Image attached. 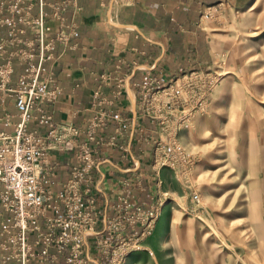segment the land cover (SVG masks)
I'll list each match as a JSON object with an SVG mask.
<instances>
[{"label": "built area", "instance_id": "2783aa9c", "mask_svg": "<svg viewBox=\"0 0 264 264\" xmlns=\"http://www.w3.org/2000/svg\"><path fill=\"white\" fill-rule=\"evenodd\" d=\"M219 5L222 9V3ZM71 6L79 10V0H0V35L7 27V37L0 39V59L9 47L18 46L0 64V90L16 95L19 112L13 131L0 130V264H110L121 237L118 229L135 233V222L144 224L147 217L129 182L123 184L117 201L101 196L95 183L100 172V149L122 147L121 140L131 134L133 141L144 139L150 144L151 159L157 166L174 167L185 157L174 134V115H168L169 108L175 109L174 85L165 86L152 69L144 73L137 86L138 118L114 108L123 93V79L115 99L106 94L105 86H111L117 73L101 76L102 83L89 108L90 117L83 126L69 120L58 123L44 109L63 91L54 69L46 62L55 60L58 41L68 43L79 34L77 22L66 23ZM36 8L37 15L33 12ZM50 18L61 22L53 37L47 25ZM28 29L34 37L26 41L20 35ZM14 56L27 65L16 87H6ZM149 117L157 122L156 131H146L139 121ZM33 121L46 126L48 132L31 129ZM113 122L118 125L110 134ZM5 124L11 125L10 115ZM56 150L74 151L75 157L69 177L58 184L59 189H55L54 180L60 166L53 154ZM193 199L200 200L198 192ZM122 222L123 227H118Z\"/></svg>", "mask_w": 264, "mask_h": 264}, {"label": "rangeland", "instance_id": "374dc122", "mask_svg": "<svg viewBox=\"0 0 264 264\" xmlns=\"http://www.w3.org/2000/svg\"><path fill=\"white\" fill-rule=\"evenodd\" d=\"M196 25L213 55L155 73L174 85L168 115L185 157L150 160L147 219L118 229L110 264H264V0L208 4Z\"/></svg>", "mask_w": 264, "mask_h": 264}, {"label": "crops", "instance_id": "0c3cea01", "mask_svg": "<svg viewBox=\"0 0 264 264\" xmlns=\"http://www.w3.org/2000/svg\"><path fill=\"white\" fill-rule=\"evenodd\" d=\"M220 1L225 0H79L80 9L75 11L71 6L66 13V23L77 22L79 34L72 36L68 43L58 41L55 60L46 62L54 69L63 91L55 103L45 104L44 109L53 114L58 123L69 120L83 126L90 117L89 108L95 90L102 83L101 76L117 73L118 78L111 86H105L106 94L115 99L114 94L123 79V93L114 108H121L128 117L138 118L137 86L146 71L152 69L159 75L181 71L196 64L199 58L213 55L209 31L199 29L196 23L203 7ZM33 12L37 15L39 9ZM47 25L51 27V37L61 28V22L55 18H50ZM6 37L7 27H4L0 39ZM20 37L28 41L34 33L28 29ZM17 47L15 44L9 47L0 64ZM34 62L38 63V58ZM26 65L14 56L13 71L6 87H16ZM130 90L135 93V104ZM8 115L11 125L5 124ZM18 120L16 95L0 90V130L13 131ZM139 121L146 126V131L150 130L149 118H139ZM117 125L112 123L110 134L115 133ZM30 128L43 134L48 132V128L37 121H33ZM128 136L121 140L122 147L100 149V172L96 173L95 183L102 191L101 196L114 202L123 193V184L129 182L137 204L143 207L147 204L144 199L151 197L152 190L147 186L152 180L148 175L151 146L144 139L136 142L130 138L131 134ZM53 154L60 160L54 175L55 189H59L58 184L69 177L75 161L74 151L56 150Z\"/></svg>", "mask_w": 264, "mask_h": 264}, {"label": "bare ground", "instance_id": "6f19581e", "mask_svg": "<svg viewBox=\"0 0 264 264\" xmlns=\"http://www.w3.org/2000/svg\"><path fill=\"white\" fill-rule=\"evenodd\" d=\"M130 93H131V97H132V102H133V104H135V93L132 90H130Z\"/></svg>", "mask_w": 264, "mask_h": 264}]
</instances>
